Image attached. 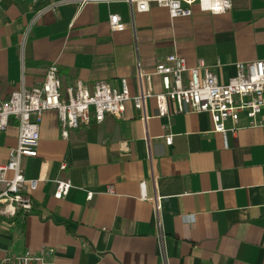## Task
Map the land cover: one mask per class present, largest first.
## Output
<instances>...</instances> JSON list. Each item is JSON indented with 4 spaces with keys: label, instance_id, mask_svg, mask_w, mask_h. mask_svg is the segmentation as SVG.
<instances>
[{
    "label": "crops",
    "instance_id": "0c3cea01",
    "mask_svg": "<svg viewBox=\"0 0 264 264\" xmlns=\"http://www.w3.org/2000/svg\"><path fill=\"white\" fill-rule=\"evenodd\" d=\"M231 3L221 14L193 4L190 16L171 19L154 3L133 11L126 0H0V99L39 85L52 63L62 89L124 77L134 94L138 68L152 72L170 53L188 67L203 59L226 82L237 62L264 59V0ZM113 13L123 29H111ZM151 85L162 89L158 75ZM145 110L146 123L128 101L120 117L69 129L68 138L57 112L43 113L38 154L22 160L25 177L40 179L35 206L24 218L0 216V260L52 248L57 264H264V126L227 132L224 146L206 112H178L169 101L168 115L157 116L154 98ZM17 133L14 118L0 130V162ZM65 177L73 186L54 198L53 179ZM141 181L151 199L140 198Z\"/></svg>",
    "mask_w": 264,
    "mask_h": 264
},
{
    "label": "built area",
    "instance_id": "2783aa9c",
    "mask_svg": "<svg viewBox=\"0 0 264 264\" xmlns=\"http://www.w3.org/2000/svg\"><path fill=\"white\" fill-rule=\"evenodd\" d=\"M73 1L82 5L100 0ZM126 1L134 4L133 11H146L149 3L165 7L171 19L190 16L193 4L211 14L226 13L232 8L231 0ZM41 12L35 15L31 25ZM109 24L112 30L125 27L116 13L109 16ZM29 29L25 30L24 37ZM235 66L236 73L226 82H221L203 59H199L195 66L188 67L182 55L170 53L156 62L152 72L138 68V90L132 94L124 77L118 80L117 86L104 80L87 85L76 79L62 89L58 67L55 63L50 64L39 85L31 88L21 85L7 98L0 99V130H5L10 119L14 118L18 131L16 144L9 148L7 159L0 162V184L3 185L0 190V216L13 218L20 214L24 218L35 206L33 193L40 179L25 177L22 160L38 154L39 126L46 110L54 109L57 112L63 138H68L69 129L86 126L92 121L100 123L105 115L120 117L128 101L141 110L146 123L149 117L145 110L147 98H154L156 115L161 117L168 115L169 101L174 102L178 112L208 113L212 130L222 134L224 146H227V132L236 133L244 126H264V59L241 61ZM155 74L160 78V91H155L151 85ZM164 139L166 144H171L173 136L169 133ZM65 167L64 163L60 165L61 170ZM53 182V197L57 199L64 198L73 186L68 177L55 178ZM140 190L141 199H151L145 191L144 181L140 182ZM106 191H111V186L106 187ZM92 196L93 192L88 191L87 199ZM0 264H57V261L52 248H42L8 254L0 260Z\"/></svg>",
    "mask_w": 264,
    "mask_h": 264
}]
</instances>
